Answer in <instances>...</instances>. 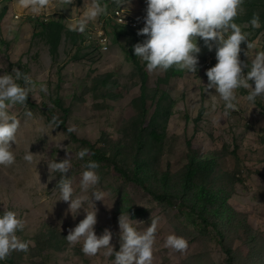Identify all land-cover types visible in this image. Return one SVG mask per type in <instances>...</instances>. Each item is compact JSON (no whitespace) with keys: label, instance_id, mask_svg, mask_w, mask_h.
Listing matches in <instances>:
<instances>
[{"label":"rangeland","instance_id":"374dc122","mask_svg":"<svg viewBox=\"0 0 264 264\" xmlns=\"http://www.w3.org/2000/svg\"><path fill=\"white\" fill-rule=\"evenodd\" d=\"M85 2L91 0H51L35 15L19 7L17 0H0V76L17 68L31 76L36 86L27 100L31 118L25 116V108L20 105L10 110L21 121L17 143L12 145L16 162L11 167L0 166V214L4 206L15 211L25 224L17 235L31 241L28 252H13L11 257L16 264H113L114 254L107 256L101 250L89 257L82 252V243L73 246L66 240L69 229L86 217V208L97 210L94 231L98 237L105 229L112 232L115 251L120 248L118 221L122 213L128 214L141 232L151 226L152 218L158 219L152 264H264V115L256 106L259 103L264 107V97H258L253 105L244 99L247 90H237V110L225 117L224 102L214 89L209 90L211 94L206 89V72L217 63L215 49L209 51L203 40H198L201 53L196 73L173 67L150 74L145 62L137 57L140 69L133 60L140 37L132 31L121 37L115 34L113 20L118 8L145 24L146 0H123L119 5L115 0H102L106 14L89 22L80 33L71 25L80 20ZM262 2L256 12L261 19L259 28L249 23L254 14L250 0H244L243 10L234 21L257 45L249 57L244 54L247 44L241 45L240 59L245 63H250L256 52L264 51ZM143 70L150 76V117L161 95L167 93L175 100L162 158L154 166L156 177L169 174L173 181L183 177L191 155L216 162L193 178L183 203L173 206L125 182L112 167L101 165L95 169L99 183L86 194L89 201L73 218L67 211L69 204L59 201V190L53 191L61 177L58 173L50 177L47 161L60 162L71 153L72 169L67 175L79 195L81 175L86 170L83 165L91 154L80 160L76 154L86 146L74 142L60 128H49V119L66 118L80 138L98 148L124 141L133 120L142 113L139 99ZM18 83L23 86V81ZM41 85L47 87V93L40 91ZM58 97L70 108L69 116L55 106ZM213 103L217 105L215 110ZM29 151L36 155L32 164L23 159ZM203 189L209 193L206 200L201 198ZM95 190L105 193L104 201L93 198L91 202ZM198 202L206 206L218 232L189 214L190 207ZM170 234L188 241L185 253L164 247Z\"/></svg>","mask_w":264,"mask_h":264},{"label":"clouds","instance_id":"9594fccd","mask_svg":"<svg viewBox=\"0 0 264 264\" xmlns=\"http://www.w3.org/2000/svg\"><path fill=\"white\" fill-rule=\"evenodd\" d=\"M115 2L119 5L123 0ZM17 3L19 7L38 15L50 5L51 0H17ZM62 3H71V0H62ZM243 3L244 0H146L145 27L138 35L147 39L134 46L135 56L146 63V71L150 74L166 72L173 67L196 73L201 53L198 40L202 39L209 51L215 49L217 63L206 72L209 81L206 89L209 94V90L214 89L224 102L223 115L227 117L237 110L236 93L239 89L247 90L244 99L254 105L258 97H264V51L256 52L250 63L240 59L243 43L247 44L248 51L244 54L248 57L250 50L257 47L255 42L249 41V33L243 32L241 26L234 22L243 10ZM106 10L107 6L101 5L100 0L85 2L82 16L71 25L72 30L83 33L88 23L106 14ZM249 23L253 28H259V14L254 13ZM244 69H248L246 73ZM18 81H23V86ZM35 88L31 76L20 69L13 68L11 74L0 76V166L7 168L16 162L12 145L17 143L21 121L10 110L20 105L25 108V116L31 118L33 113L28 110L27 100ZM40 91L47 93V87L41 85ZM216 106L213 103L212 109L215 110ZM62 124L58 117L53 116L48 127L54 130ZM75 131L74 126L67 127V134ZM68 154V158L60 162L52 160L47 164L50 177L53 173L61 177L53 191L59 190V201L69 204L67 211L75 218L89 201L86 194L99 183L100 178L95 171L99 164L88 160L83 165L86 170L82 172L80 194L77 195L73 181L67 175L72 169L71 153ZM76 155L84 160L90 155V149L84 148ZM35 156L29 151L23 159L32 164ZM104 197L103 191L95 190L91 194V202L93 198L104 201ZM85 212L86 217L74 229H69L66 237L69 245L82 243L81 250L89 257L97 256L101 250L107 256L114 254L113 264H152L158 219L152 218L151 226L141 232L133 226L135 221L122 213L118 221L120 248L115 251L111 245L113 234L109 229H105L99 237L94 231L97 210L88 211L85 208ZM24 227V221L18 218L17 213L4 206L3 214H0V261H6L13 252H28L31 241H24L17 235ZM164 247L185 253L189 245L185 238L170 234Z\"/></svg>","mask_w":264,"mask_h":264},{"label":"trees","instance_id":"16d2710c","mask_svg":"<svg viewBox=\"0 0 264 264\" xmlns=\"http://www.w3.org/2000/svg\"><path fill=\"white\" fill-rule=\"evenodd\" d=\"M101 1L102 0H100V3ZM250 1L251 13L259 12L263 4L262 0ZM251 18H249V21ZM114 22L116 25L115 34L118 33L121 37L122 34L131 33L132 30L129 27L119 25L116 21ZM132 32L135 33L134 31ZM135 35L139 37L137 33H135ZM132 56L135 64L141 69V65L135 54ZM142 73V93L139 99L142 113L138 118L133 120L130 133H127L124 141H120L118 144L108 148H98L90 140L80 138L76 132L68 135L74 142H79L86 146L87 149H90V160L96 161L99 167H101V165L112 167L125 182L134 183V185L141 187L159 202H164L169 206H173L174 204L181 205L184 196L188 194L189 189H191L190 186L193 178L196 177L199 172L203 174L210 168H213L216 160L211 158L201 159L196 158L195 155H191L189 158L190 163L186 167V172L183 177L180 178L177 176L175 181L172 180L169 174H165L159 179L156 177L157 173L154 166L156 167L162 158L163 140L167 133V124L170 117L173 115L172 109L175 105V100L170 95L168 96L167 93L161 95L156 105V111L153 113L152 117H150L147 107L150 98L148 93L150 90L148 85L150 76L144 70ZM155 100L156 99H153V102ZM54 104L65 113L66 117L70 115L71 110L65 106L63 99L58 97L54 101ZM256 106L262 110L264 115V107L259 103L256 104ZM50 121L51 119H49V122ZM62 122L63 124L59 128L67 134V127L70 125L66 118ZM92 153H94V155ZM151 181L156 184H151ZM201 193L202 200H206L209 197V193L206 189L201 190ZM205 207L206 206L198 202L190 207L189 214L196 215L204 226L207 228L212 226L218 232L217 225L210 222ZM221 234L223 235L222 231ZM0 264H16V262L10 255L6 261H0Z\"/></svg>","mask_w":264,"mask_h":264},{"label":"built area","instance_id":"2783aa9c","mask_svg":"<svg viewBox=\"0 0 264 264\" xmlns=\"http://www.w3.org/2000/svg\"><path fill=\"white\" fill-rule=\"evenodd\" d=\"M16 18H19L18 16ZM113 19L114 21L117 22V24L122 25V26H126L129 27L132 31H134L135 33L138 34V32L140 30L143 29V27H145V24L138 21L137 22L131 18V16L129 14H127V12L123 9H117L114 13H113ZM142 23V24H141ZM140 37V41L141 43L143 41H145L147 39L146 36H141Z\"/></svg>","mask_w":264,"mask_h":264}]
</instances>
